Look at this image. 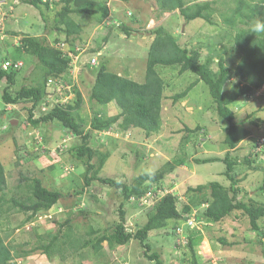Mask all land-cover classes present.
<instances>
[{
    "label": "rangeland",
    "instance_id": "obj_1",
    "mask_svg": "<svg viewBox=\"0 0 264 264\" xmlns=\"http://www.w3.org/2000/svg\"><path fill=\"white\" fill-rule=\"evenodd\" d=\"M13 1L0 0V59L8 55L22 63L9 92L15 96L22 85L30 84L39 86L43 95L35 107H32L31 100L5 105L1 101L0 86V163L6 183L2 196L6 200H25V184L33 177L39 178L45 187L60 190L67 196L64 203L41 211L33 220H28L23 213H15L17 211H11L8 218L0 219V237L10 249L13 261L17 264H153L146 256L156 253L162 264H190V251L185 239L189 234L195 236L194 246L199 253L205 251L202 245L206 244L211 256L207 264H264L261 247L256 244L258 237L249 230L248 220L240 211L231 213L218 223L205 221L202 217L205 210L202 203L207 199L208 185L217 182L228 186L229 182L224 175L225 165L221 162L226 154L222 145L226 123L217 116L207 86L199 82L186 97L173 99L175 94L197 80L196 75L191 72L178 74V66L155 67L164 82V90L160 127L149 135L138 128L124 130L117 123L103 131L92 130L94 119L110 120L118 110L112 104L90 105L88 102L101 65L110 73L143 82L148 48L153 39L150 33L158 26L166 28L181 48L196 52L198 62L204 64L211 75L218 73L217 64L221 60L232 71L222 92L238 90L244 83L233 75L239 61L233 45L235 31L220 17L221 13L231 14L236 1L208 0L217 2L213 7L218 12L212 15L211 22L196 20L184 25L177 10L161 11L155 0H93L97 4L95 15H70L80 28L78 36L70 38L64 32L53 30V18L61 8L58 0H40L39 9L24 4L22 0ZM185 1L191 4L204 0ZM248 1L258 4L256 0ZM257 10L264 15V4ZM123 26L130 28V35H125ZM25 36L44 37L51 48L59 41L65 42L66 50L72 53L73 63L69 60L68 70L61 76H49L52 83L61 88V93H55V88L47 84L50 79L46 70L37 66L33 56L21 49ZM77 94L81 103L72 112L74 120L83 132L89 133V146L106 154L97 176L128 184L144 173H164L158 185L163 194H173L181 212L187 210L195 214V227L187 230L183 239H176L171 233L178 223L174 220L164 229L148 233L146 256L145 248L136 239L124 245L111 246L104 241L100 253L91 246L77 254L70 250L60 251L64 260L58 253V257L48 260L41 251L34 249L47 241L48 234L56 231L58 222L70 217L75 221L72 224L74 240L91 239L94 242L102 235L110 236L120 223V205L125 213V231L134 234L146 222L147 213L153 207L141 205L136 198L124 201L120 189L98 181L84 187L88 169L86 159H75L69 152L70 148L81 144V138L72 136L58 122L33 125L28 118L31 112L32 120H37L47 109L43 106L51 102L66 105L77 99ZM229 108L237 122L249 132L229 151L236 159L232 173L239 180L236 198L244 203L264 204V191L260 189L264 185V85L251 90ZM61 141L65 146L58 151L55 147ZM258 143L262 146L259 150ZM19 146H25L29 152L20 160L17 158ZM137 155L140 157L138 161ZM214 157H220V161L201 163ZM92 163H97L96 157ZM170 167H173L172 171H169ZM88 174L92 175V172ZM149 184L145 182V186ZM198 186H204V191L196 192L194 188ZM80 210L83 213H79ZM259 225L264 229V216ZM221 239L227 245L221 243ZM262 243L264 247V239Z\"/></svg>",
    "mask_w": 264,
    "mask_h": 264
},
{
    "label": "trees",
    "instance_id": "obj_2",
    "mask_svg": "<svg viewBox=\"0 0 264 264\" xmlns=\"http://www.w3.org/2000/svg\"><path fill=\"white\" fill-rule=\"evenodd\" d=\"M39 1L22 0L24 4L31 5L37 9H39ZM58 1L61 4V8L53 18V30L64 32L68 38L78 36L80 28L70 18V15H95L96 11L94 7L97 6L96 2L93 0ZM155 1L161 11L171 12L177 10L184 21V25L196 20L210 23L212 15L218 12L213 7L217 4L216 1L204 0L191 4H187L185 0ZM235 1L236 5L232 9L231 14L221 13L220 17H222L226 26L233 28L235 31L233 45L239 55V61L233 70V75L244 83L243 86L235 92L223 93L222 88L232 71L226 68L221 60H218V73L211 75L207 67L198 62L196 52H190L186 48H181L177 44L176 38L166 28L158 26L150 33L153 39L148 48L143 82H135L129 78L110 73L104 65H101L98 69L88 96V102L90 105L93 103H97L98 105L112 104L118 112L110 120L94 119L91 129L103 131L109 128L112 123H117L124 130L130 131L138 128L143 130L146 135L158 131L161 122V100L164 82L157 74L155 67L178 66V74L191 72L196 75L197 80L189 84L182 92L175 94L173 99L179 100L186 97L199 82L207 86L209 95L215 104L217 116L226 123L222 139V145L226 148V154L221 162L225 165L224 175L229 182L228 186L220 185L217 182H212L208 185V196L205 202L202 203L205 206L202 217L205 221L218 223L231 213L240 211L248 220L249 230L258 237L256 244L261 247L264 256L262 243L264 229L259 225V221L264 216V204H256L253 201L244 203L237 200L238 190L236 187L239 180H236L232 175L236 159L232 158L229 152L249 135V132L237 122L229 106L239 98L247 95L251 90L258 89L264 85V32H253L254 24L257 21H264V15H260L262 13L257 10L260 5L264 4V0H256L258 4L248 0ZM13 2L15 3L16 1L14 0ZM72 5L75 8H72ZM256 15L259 16L256 18ZM41 16L43 21L46 22L47 19L42 12ZM123 31L125 35H130V28L123 26ZM22 42L21 49L33 56L35 64L44 68L48 77L61 76L68 70L69 60L64 59L56 47L51 48L48 46L44 37L39 39L25 36ZM10 58L15 61L17 60V58ZM17 71L0 69L1 101L5 105H14L19 100H31L33 103L32 107H35L41 101L43 95V90L39 86L24 84L19 88L15 96H11L9 90L15 84V74ZM48 79L44 80V82L46 83ZM80 103L81 97L77 94V99L70 100L66 105H55L52 109L45 110L44 115L37 120H32L31 112H29L28 118L33 125L58 122L62 129H66L72 136L81 138V144L70 148L69 152L75 159H86L88 169L83 183L84 187L90 186L93 181H98L109 187L120 189L124 201H129L132 198L137 199L151 188H159L158 185L163 180L164 173H144L133 178L128 184L97 176L103 167L106 154L99 153L89 146V133L83 132L79 124L74 120L72 112L78 108ZM64 146L65 142L61 141L56 145L55 149L62 151ZM261 148V144L258 143L257 150ZM28 155L29 152L25 146L18 147L17 158L19 160L24 159ZM94 157H96L97 163H92ZM136 158L138 161L140 157L137 155ZM218 161H220V158L214 157L204 159L201 163H214ZM172 170L173 167H170L169 171ZM90 172H92V175L88 174ZM145 182H149V186H145ZM5 184L4 168L0 163V219L8 218L11 211H17L15 213H23L28 220H33L41 211H48L57 204L64 203L63 200L67 198L60 190L49 189L43 185L39 178L33 177L25 184V200L15 198L6 200L2 196ZM260 189L264 191V185ZM194 190L196 192L204 191V186H198ZM81 192H78V194ZM176 204V198L173 194L164 195L153 205L147 213L146 222L134 234L125 231V213L122 210V205H120V223L115 227L114 232L108 237L102 235L94 242L91 239L80 240V242L72 239V224L75 221L72 220V217L66 218L63 222L56 224V231L48 234L47 241L36 245L34 249L41 251L48 260L58 257V254L60 259L64 260L65 258H63V254L59 253L60 251L70 250V252L73 251L74 254H77L80 250L91 246L96 253H100L104 241H107V245L111 246L113 244L124 245L130 240L136 239L145 248L146 252L144 255L146 256L149 246L145 240L149 232L164 229L170 221L178 220V223L171 231L172 235L175 236L176 226L181 220H185V217L181 213H178ZM79 213H83L82 210ZM182 213L183 215L187 214V210ZM191 229L193 228L185 227L182 236L186 234L187 230ZM185 236L186 246L190 251V264H207L211 256L206 244L203 243L202 245L205 251L199 253L194 246V242L197 241L195 236H190L189 234ZM175 238L177 239V236ZM39 239L44 240V237L39 236ZM220 241L227 245L225 240L221 239ZM146 258L150 262H153V264H162L160 256L156 253L147 255ZM0 264H17L13 261L10 249L3 244L1 237Z\"/></svg>",
    "mask_w": 264,
    "mask_h": 264
},
{
    "label": "built area",
    "instance_id": "obj_3",
    "mask_svg": "<svg viewBox=\"0 0 264 264\" xmlns=\"http://www.w3.org/2000/svg\"><path fill=\"white\" fill-rule=\"evenodd\" d=\"M0 34H1V31H0ZM55 47L61 53V55L64 59L71 60L73 63V59L71 58L72 53H70L69 51L66 50L65 42L59 41L55 44ZM73 51H75V50H73ZM75 52H77V50ZM21 66H22V63L19 60L15 61L12 59H4L3 61L0 62V69H2V70H19L21 68ZM47 84L52 85L53 88H55V90H56L55 93H57V92L61 93V88L59 87L60 88L59 89L55 83L53 84L52 79H50ZM59 96H62V94H60ZM46 97L50 98L49 95H46ZM58 105H64V104L61 102ZM54 106H55L54 102L53 103L51 102L48 106H43V108H47L46 110H48V109H52ZM164 195H166V194H163V191L160 187L157 189L151 188L147 192H145V194L143 196L137 198V200L140 202L141 205H145V206L152 205L153 206ZM177 211H178V213H181V215L183 217H185V220H182V222L176 226L174 234L178 238L181 237L183 239V237H184V236H182L183 229L185 227H188V228H194L195 227V214L193 212H191V213L187 212V214L183 215V213L180 210H178V208H177Z\"/></svg>",
    "mask_w": 264,
    "mask_h": 264
},
{
    "label": "clouds",
    "instance_id": "obj_4",
    "mask_svg": "<svg viewBox=\"0 0 264 264\" xmlns=\"http://www.w3.org/2000/svg\"><path fill=\"white\" fill-rule=\"evenodd\" d=\"M253 32H264V21H257L253 26ZM6 58L12 59L8 55L4 57V59ZM4 59H0V62Z\"/></svg>",
    "mask_w": 264,
    "mask_h": 264
},
{
    "label": "crops",
    "instance_id": "obj_5",
    "mask_svg": "<svg viewBox=\"0 0 264 264\" xmlns=\"http://www.w3.org/2000/svg\"><path fill=\"white\" fill-rule=\"evenodd\" d=\"M220 158V157H219Z\"/></svg>",
    "mask_w": 264,
    "mask_h": 264
}]
</instances>
